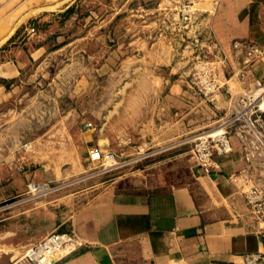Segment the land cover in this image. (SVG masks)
Segmentation results:
<instances>
[{"label": "rangeland", "instance_id": "obj_1", "mask_svg": "<svg viewBox=\"0 0 264 264\" xmlns=\"http://www.w3.org/2000/svg\"><path fill=\"white\" fill-rule=\"evenodd\" d=\"M192 1L198 12L194 27L208 31L202 21L213 12L214 0ZM154 4L0 0V61L20 64L14 77H0L5 86L0 96V167L15 162L36 170L35 182L43 181L39 174L49 178L46 189L24 190L0 203V264L21 255L41 235L68 229L67 217L83 199H70L74 189L136 168L140 155L151 149L142 142L148 141L146 132L139 137L137 130L142 123L152 124V111H220L214 110L212 96L189 86L191 58L170 36V27L151 13ZM170 56L172 63L179 61L173 74L198 98H189L190 107L170 106V99L163 98L172 74L170 64L163 62ZM228 84L232 92L240 90L233 80ZM200 97L208 100L198 103ZM205 129L187 128L174 141L190 150L193 135ZM94 146L112 150L115 162L105 163L110 166L104 170L99 162L85 159ZM151 158L156 154L145 159Z\"/></svg>", "mask_w": 264, "mask_h": 264}, {"label": "crops", "instance_id": "obj_2", "mask_svg": "<svg viewBox=\"0 0 264 264\" xmlns=\"http://www.w3.org/2000/svg\"><path fill=\"white\" fill-rule=\"evenodd\" d=\"M202 24L231 66L237 64L240 53V48H233V41L256 42L263 53L253 63L252 75L264 77V0H219ZM178 62L172 63L171 56L163 62L170 64L172 73L170 80L166 79L163 98L170 99V106H189V98H198L185 80L173 74ZM15 63L0 61L2 79L19 72V60ZM222 79L229 86L231 79ZM4 90L0 83V96ZM209 99L214 110L220 111H152V124L142 123L144 127L137 130L139 137L146 132L148 141L142 142L151 149L137 159L136 168L100 184L87 181L70 193L71 200L83 198L67 217V230L75 233L80 244L52 264H242L245 252L263 248L261 224L248 211L241 189L247 183L264 182V162L246 164L232 138L231 150L216 156L218 167L203 173L190 150L181 149L182 142L174 141L181 132L189 131L187 128H209L222 113H230L231 101L225 94L215 93ZM205 100L200 97L198 103ZM176 146L179 151H168ZM150 154L156 158L145 159ZM244 167V173L230 176ZM2 168L0 203L24 191L26 181L37 173L15 162ZM40 176L49 180L45 174Z\"/></svg>", "mask_w": 264, "mask_h": 264}, {"label": "built area", "instance_id": "obj_3", "mask_svg": "<svg viewBox=\"0 0 264 264\" xmlns=\"http://www.w3.org/2000/svg\"><path fill=\"white\" fill-rule=\"evenodd\" d=\"M219 0H214L216 5ZM192 0H155L151 13L156 12L159 24L170 27V36L176 37L181 51L191 58L188 84L196 93L212 96L224 92L231 99V111L222 113L215 125L194 134L191 155L203 173L218 167L216 156L232 148V138L237 143L241 159L246 164L264 162V77L252 75V65L262 56L261 47L254 41H233L234 49L240 48L237 64L231 66L221 52L216 40L209 31L194 27L198 12ZM238 84L240 90L231 91L222 76ZM90 123L87 122L86 125ZM142 153L139 158L146 156ZM86 158L99 162L102 169L104 159L114 158L112 150L90 147ZM112 165V164H111ZM246 167L230 176L237 177ZM48 187V181H26V191H40ZM245 205L260 224V239L263 248L245 252L242 264H264V182L242 185ZM80 241L72 230L49 231L31 242L16 258L8 264H52L55 260L73 250Z\"/></svg>", "mask_w": 264, "mask_h": 264}, {"label": "bare ground", "instance_id": "obj_4", "mask_svg": "<svg viewBox=\"0 0 264 264\" xmlns=\"http://www.w3.org/2000/svg\"><path fill=\"white\" fill-rule=\"evenodd\" d=\"M220 76H222L221 73H220ZM103 162H104V164H105V163H107V162H108V163H109V162L111 163V162H115V161H114V159H112V158H107V159H104Z\"/></svg>", "mask_w": 264, "mask_h": 264}, {"label": "trees", "instance_id": "obj_5", "mask_svg": "<svg viewBox=\"0 0 264 264\" xmlns=\"http://www.w3.org/2000/svg\"><path fill=\"white\" fill-rule=\"evenodd\" d=\"M66 10H69V7H68V6L66 7ZM10 37H11V36H10Z\"/></svg>", "mask_w": 264, "mask_h": 264}]
</instances>
